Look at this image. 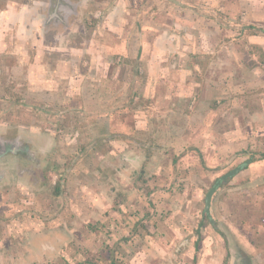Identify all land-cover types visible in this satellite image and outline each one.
I'll return each mask as SVG.
<instances>
[{"label":"rangeland","instance_id":"374dc122","mask_svg":"<svg viewBox=\"0 0 264 264\" xmlns=\"http://www.w3.org/2000/svg\"><path fill=\"white\" fill-rule=\"evenodd\" d=\"M74 1L59 22L52 17L60 15L53 5L58 0H0V9L24 5L36 18L31 36L42 31L47 41L59 36L65 46L94 37L117 40L103 27L116 4L127 44L115 43L113 62L132 58L125 64L143 76L149 65L141 54H149L153 39L170 26L203 32L210 51L186 42L163 48L165 37H159L164 62L182 74L176 82L192 87H149V95L143 84L130 90L127 104L137 112L127 118L141 117L143 131L132 124L118 127L122 134L93 137L91 84L84 98L66 95L60 106L29 101L26 59L15 68L8 60L28 56L18 39L28 30L12 18L0 20V40L9 42L0 47V147L21 141L33 153L30 159L0 155V264H264V158L251 161L264 152V49L247 41L248 34L264 38V0L259 14L240 4L235 14L217 9L225 0ZM186 11L192 20L180 16ZM144 39L151 43L143 48ZM98 89L94 93L105 94ZM65 104L74 108L61 112ZM246 111L255 113L253 121ZM185 118L187 129L175 130ZM248 158L246 168L214 192L207 217L205 192Z\"/></svg>","mask_w":264,"mask_h":264},{"label":"crops","instance_id":"0c3cea01","mask_svg":"<svg viewBox=\"0 0 264 264\" xmlns=\"http://www.w3.org/2000/svg\"><path fill=\"white\" fill-rule=\"evenodd\" d=\"M56 3L57 4L53 5L55 6L56 11H59L60 15H54L53 20L54 22H59L61 17H63L61 14L64 12H69L67 9L68 4H75V1L58 0ZM221 3L222 4H220L217 9L225 8V11L229 13L235 14L239 6L238 4L244 6L248 13L257 12L259 14L260 12L259 0H225V3L227 4L223 5V2ZM203 7L207 8V6ZM30 8L31 6H29V9ZM96 11L100 12V9ZM177 11H179V9ZM115 13H117L116 4L113 5L111 11H108V13H105L106 15L102 17L104 18L103 27H105L104 29L106 34H108L109 37L110 34L113 36V38L114 36L118 37L117 40L115 39L113 42H111V39H107V37H94L90 38L89 41L86 42H74L64 46L61 42L62 38L59 36L54 37L52 41H47V39L43 36L42 31V35L40 36H31L33 31L35 33L37 25L35 24L36 18L33 17L34 13L30 12L24 5L18 10L15 9V7L11 4H7L4 8L0 9V20H2V22L11 21L12 18L13 20L20 22L19 26L22 25L26 30H28V35L18 36V39L24 43V47L28 50V56L24 57L25 54L23 56L20 54H12L15 56H8V60H10L11 68H15V63L17 61L20 59H26L25 63L27 64L26 68L28 72H24L23 76L26 78V80L28 79L26 82V91L28 92V95H26L29 97V101H31L30 98H33V101L42 100L45 101V104L53 103V106H60V104L64 103V100H61V98L65 97L66 95H71L72 98L76 96L77 99L81 97L84 98L85 94H87L90 90L89 84H91L93 91L86 96L90 100L88 104L90 106L87 108L92 111V119L89 117L90 120L88 124L91 126L90 130L93 134V137H102L105 136L106 133L111 132H114L115 134H122L123 130H119L118 127H123L124 129L128 127L131 128L132 124L135 127L134 131L136 133H141L140 131H143L145 128V121L141 117H138V119L136 118V122H133L132 119L127 118L129 112H137L136 109L133 110L127 104L128 93L130 90L135 91L136 89L141 88L142 84L145 85L144 91L146 93L150 91L148 90L149 87H151L153 91H155V89L160 90L163 87L165 89L174 88L176 90H188L192 87L190 81L188 83H181V81H179V83L176 82V79L181 77L182 74L180 72L172 73L169 69L168 63L164 62L165 59L168 58L163 57V52L157 50L160 48L159 37H165L162 39L164 41L162 44L163 48H165L164 44H167L169 48L174 47L173 49L175 50L176 46L180 48L183 45L182 43L186 42L185 44L187 46L188 43L192 45L194 44L197 49H200L205 53H209L208 51H210L208 45V36H206L203 32L199 31V34L196 36L194 34L192 35L188 30H186L185 26L182 27V31L179 32H175L178 31L176 26L174 31H171L170 26V28H167L156 35L155 39H153L152 48L150 49L151 52L149 54L147 52L141 54L140 57L146 62V65H149V72L146 76L139 75L137 70L132 71L131 68L129 69L130 66L125 64V60H130L132 58L123 56V58L120 60L121 62H113V53H117L115 51L116 49H113L115 43L119 41L121 44H127L125 36L122 37V31H120V23L118 24V21L115 20L118 18L115 16ZM186 13L187 11L183 12V14L180 16L188 17L192 20V18L186 15ZM110 17H113V19ZM178 19L179 18L174 20L172 19L174 25L180 24ZM182 21L183 22L181 24L186 22L184 19H182ZM23 23L25 25H23ZM179 34L181 35L180 40L178 38ZM196 38L199 39L198 43L195 41ZM247 41L248 43L262 45V48L264 49V38L259 35L248 34ZM7 43L9 42L0 40V47ZM141 43L144 48V46L146 47L148 40L144 39L141 41ZM150 43L151 41L148 44L150 45ZM121 52L122 50H118V53ZM138 53L139 50L137 49L134 54L135 57ZM169 60H172V58ZM250 67L253 71L256 70L255 65L252 66L251 64ZM36 76H39L37 80L35 79ZM166 82H168V84L163 85ZM194 84L198 85L197 81H195ZM97 88H99L98 91H101L106 95L103 94L99 96L94 93ZM72 98L71 103L73 101ZM26 104H28V102H25V106L27 109H30L31 106ZM65 106L66 107L62 109L61 112L74 108L72 104L71 106L65 104ZM246 112L248 118L253 121L252 119H254L255 113L251 114L248 111ZM141 115L143 116V114ZM185 115L187 116V114ZM55 117L58 119L59 115L57 114ZM61 117L63 118L64 116L61 114ZM189 121V118H185L183 122L184 125L175 126L174 124V129H178L179 131L182 129H187L186 124ZM147 129H145V131ZM195 130L196 129L189 128L186 132L188 134H192V136H195V134H193ZM213 226L215 227L216 225Z\"/></svg>","mask_w":264,"mask_h":264},{"label":"trees","instance_id":"16d2710c","mask_svg":"<svg viewBox=\"0 0 264 264\" xmlns=\"http://www.w3.org/2000/svg\"><path fill=\"white\" fill-rule=\"evenodd\" d=\"M62 1H65V0H62ZM16 142V143H15ZM1 144V143H0ZM12 144H14V146H12ZM0 150L2 151L0 153V155H2L3 153L5 152H11L12 154H17V155H21L25 158H31L33 156V153L30 152L29 148H28V145L24 142H21V141H15V140H11V141H8L6 143H4L1 147H0ZM264 158V152L260 153V155L254 157L252 156L251 157V161H254L256 159H262ZM250 159V158H249ZM246 161V160H245ZM245 161L242 164V169L246 168V164H245ZM231 178H228L226 179L220 187H224L225 185H227L229 183V181H231ZM215 181V180H214ZM213 181V182H214ZM219 187V188H220ZM58 192V186H54V194H57ZM215 225V223L213 224ZM196 233L198 234L197 235V239L195 240L194 242V246H195V250L197 251L199 249V246H200V242H201V237H202V234L199 233V230L197 229ZM193 261L195 262L196 261V253L194 254L193 256ZM92 264H96V263H93L91 262Z\"/></svg>","mask_w":264,"mask_h":264},{"label":"water","instance_id":"95a60500","mask_svg":"<svg viewBox=\"0 0 264 264\" xmlns=\"http://www.w3.org/2000/svg\"><path fill=\"white\" fill-rule=\"evenodd\" d=\"M250 159H247L245 161V164L249 162ZM242 169V164H238L229 170L223 172L221 175H219L215 181L212 183V185L208 188V190L205 192L204 195V207H203V213L207 216L210 215V204L211 199L214 194V192L221 186V184L228 178L233 177L235 174H237L238 171Z\"/></svg>","mask_w":264,"mask_h":264},{"label":"flooded vegetation","instance_id":"af4514ba","mask_svg":"<svg viewBox=\"0 0 264 264\" xmlns=\"http://www.w3.org/2000/svg\"><path fill=\"white\" fill-rule=\"evenodd\" d=\"M52 17H54V15H52ZM16 143V142H15ZM12 146H14V144H12ZM5 153H7V152H5ZM1 157V156H0ZM12 160V159H11ZM14 161V160H13ZM212 185V184H211ZM206 215V214H205ZM207 216V215H206ZM208 217V216H207Z\"/></svg>","mask_w":264,"mask_h":264},{"label":"built area","instance_id":"2783aa9c","mask_svg":"<svg viewBox=\"0 0 264 264\" xmlns=\"http://www.w3.org/2000/svg\"><path fill=\"white\" fill-rule=\"evenodd\" d=\"M263 221H264V217H263Z\"/></svg>","mask_w":264,"mask_h":264}]
</instances>
